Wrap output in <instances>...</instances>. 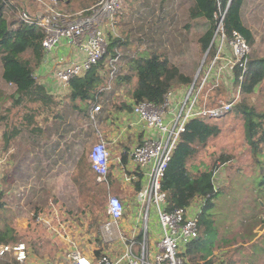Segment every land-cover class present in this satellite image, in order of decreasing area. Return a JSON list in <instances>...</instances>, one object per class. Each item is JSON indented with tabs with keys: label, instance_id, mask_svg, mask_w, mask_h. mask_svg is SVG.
I'll list each match as a JSON object with an SVG mask.
<instances>
[{
	"label": "crops",
	"instance_id": "1",
	"mask_svg": "<svg viewBox=\"0 0 264 264\" xmlns=\"http://www.w3.org/2000/svg\"><path fill=\"white\" fill-rule=\"evenodd\" d=\"M70 56L71 53L53 55L56 59ZM54 68L55 62L51 61L44 71L37 73L35 81L45 88L51 103L34 105L37 109L33 113L34 117L30 116L32 135L26 132L28 126L24 119L21 124L14 123L5 136L0 133V160L3 161L1 191L7 190L6 195L14 199L23 198L25 192H34L32 188L38 191L43 188L47 197L53 198V201L49 199L47 210L34 218V224L44 228L43 235L49 238L51 250L45 251L44 247L29 249V264H69L68 254L72 251H79L88 258L106 254L116 259L124 252L130 238L136 243L141 239L137 238L143 229L142 214L135 199L138 192L136 186L140 188L141 183L126 181L127 177L136 175L128 155L134 146L151 133H148L145 123H140L131 114V94L121 101L114 100L117 94L109 96L113 91H106L99 96L96 102L101 111L92 122L90 113L93 108L89 101L72 100L69 97L70 90L58 95L52 93ZM37 71L38 68L35 69ZM123 104L129 108H120ZM100 139L105 142L110 153L109 174L103 183L96 180L90 169L89 152L83 153L90 143L92 146ZM243 143L246 151L233 163L237 167L233 174L238 183L242 182L240 200L243 206L249 208L247 215L237 221L225 222L221 228L214 215L210 214L205 221L200 215L199 236L196 239L200 248L194 250L192 244L188 246L212 264H264V173L258 170L252 158L245 140V128ZM98 188L105 194L107 192L121 199L126 213L113 229L111 239L106 238L101 227L102 237L90 244L91 236L85 234L87 224L82 228L81 225L76 227L75 223L96 220L89 208L94 205V201L89 194L87 198H82L79 192L92 193ZM3 195L0 194V197ZM68 207L71 208L68 210ZM74 208L75 213L71 211ZM106 221L105 209L102 225ZM150 224L152 227H148V238L150 246L154 247L160 236L154 216ZM121 236L124 240H120Z\"/></svg>",
	"mask_w": 264,
	"mask_h": 264
},
{
	"label": "built area",
	"instance_id": "2",
	"mask_svg": "<svg viewBox=\"0 0 264 264\" xmlns=\"http://www.w3.org/2000/svg\"><path fill=\"white\" fill-rule=\"evenodd\" d=\"M32 1L37 11L20 9L16 17L20 23L42 31L44 56L33 78L36 80L38 72L44 71L51 61L55 62L51 91L58 95L70 90L71 80L83 77L104 59L108 37L117 36L116 18L122 0H96L89 8L74 13L68 12L61 0ZM224 18L225 12L220 13L218 18L215 15V28L206 50V54L211 52V55L202 61L195 81L188 88L177 92L169 90L159 106L145 101L133 102L131 106V114L140 123H145L148 133H151L134 146L128 155L136 175L127 177L126 181L141 183L135 197L142 214L140 241L136 243L130 238L126 249L116 259L106 254L88 258L79 251H72L68 254L69 264H187L185 253L188 246L198 239L199 218L207 198L198 197L185 208L167 212L162 180L188 124L194 120L211 123L226 117L232 111L236 95L241 93V84L250 62V46L237 31L226 33ZM59 53L63 56L71 53V56L53 57ZM237 68L240 74L236 78ZM116 73L117 69L110 61L109 78H114ZM220 84L235 85L231 100L207 103L205 90L217 89ZM110 89L108 84L105 92H110ZM100 111L98 104L93 107L90 113L92 122ZM88 161L96 180L105 182L110 169V153L102 139L91 146ZM2 162L0 160V188ZM212 183L213 192H217L214 176ZM105 209L107 221L103 223L102 231L106 238L111 239L113 229L126 213V207L121 199L109 195ZM153 216L160 231L154 247L150 246L148 238V222ZM120 240L124 238L121 236ZM29 255V248L24 243L0 245V258L8 257L15 264H29Z\"/></svg>",
	"mask_w": 264,
	"mask_h": 264
},
{
	"label": "rangeland",
	"instance_id": "3",
	"mask_svg": "<svg viewBox=\"0 0 264 264\" xmlns=\"http://www.w3.org/2000/svg\"><path fill=\"white\" fill-rule=\"evenodd\" d=\"M16 1L18 10L37 11L32 0ZM94 2L72 0L66 10L71 13L82 11L89 8ZM192 5V0H122V7L116 18L117 36L115 38L108 37L107 51L111 49V52L105 59L106 74L109 79L106 85L109 84L110 91H113L111 97L117 94L114 100L121 101V99L130 97L137 84V79L133 76L129 83H124L114 91L117 88L116 76L122 77L128 72L130 59L146 58L154 50L168 58L170 63L178 68L184 76L191 78L189 85L175 86L171 90L177 92L180 89L188 88L195 81L202 61L209 58L211 52L206 54L207 51L201 50L199 41L207 32L208 23L203 19H190L189 9ZM220 13L222 14V12L217 13V18ZM15 19V16H10L9 21ZM242 20L255 38V43L250 45V59L264 58V0H244ZM26 56L28 58V55ZM110 61H113V66L117 69V73L112 79L109 78ZM1 73L0 65V133L5 135L14 126V123L21 124L24 119L28 126L26 132L28 135H32L30 116L34 117L33 113L37 108H34V104H29L25 99L21 105H15L14 88L3 83ZM234 90L235 85L220 84L217 89H206L204 95L207 103L229 101ZM240 106L254 109L255 112H264V83H261L252 94L245 95L241 92L236 95L234 106L229 115L219 121L209 123L218 127L220 134L216 138L210 139L205 147L199 149L188 165L192 174L213 170L218 194L213 199L211 206L204 210L202 219L205 221L209 219L210 214L214 215L220 228L225 222L242 219L249 211L247 205L243 206L242 200H240L243 191L240 189L242 182L238 183L236 175L233 174V171H237V167L233 163L243 151H246L243 143L244 121L240 113ZM1 142L2 139H0ZM90 146L84 149L83 153L87 154ZM4 187L6 188V186ZM1 189L2 187L0 191ZM32 189L34 192H25L23 198L14 197L13 199L6 194L0 197L2 204L0 218L7 220L8 229H12L18 239L17 242L9 243H24L31 250L44 247L45 251H50L52 246L50 240L44 237V228L34 224V218L38 213L47 210L49 199L53 201V198H48V194L43 188L39 191L37 188ZM79 194L82 198H87V194H89V197H93L94 201V205L92 204L89 208L96 220L75 223V226L81 225L82 228L87 224L85 234L88 233L91 236V244L102 237L101 220L105 214V204L109 195L107 192L105 194L101 188L93 190L92 193L80 190ZM243 199L245 198L243 197ZM63 208L65 209V207ZM78 210L81 212L79 208ZM71 211L75 213V208ZM150 222L151 218L148 222L149 228L152 227ZM47 236L49 235L47 234ZM39 239L40 241H38Z\"/></svg>",
	"mask_w": 264,
	"mask_h": 264
},
{
	"label": "trees",
	"instance_id": "4",
	"mask_svg": "<svg viewBox=\"0 0 264 264\" xmlns=\"http://www.w3.org/2000/svg\"><path fill=\"white\" fill-rule=\"evenodd\" d=\"M69 3L65 8H69ZM95 0H88L94 2ZM192 0L189 17L192 20L203 19L208 23L207 32L200 39L202 51L209 47L215 28V15L221 10L225 12L224 28L226 33L237 31L250 45L255 43L252 31L247 28L242 20V7L244 0ZM16 0H0V65L2 68L1 79L6 86L14 88L15 105H21L23 99L29 104L51 103L43 86L37 84L33 78L36 68L42 63L44 52L41 46L42 31L34 26L20 23L16 17L18 12ZM10 16L16 19L9 21ZM118 41V39H116ZM111 52L108 49L106 56ZM28 55V58L27 56ZM106 56L83 77L69 82L72 100L89 101L93 108L97 105L96 99L105 93L108 76L106 74ZM127 73L122 77L116 76L117 87L129 83L133 76L137 79L135 90L131 93L134 103L149 102L161 105L169 90L175 86L189 85L191 78L184 76L178 68L173 66L168 58L151 51L146 58L130 59ZM121 71V69H120ZM236 78L240 70H235ZM264 83V58L250 59L248 71L241 84V92L245 95L252 94L254 90ZM110 93L109 96H111ZM129 108L124 104L120 108ZM240 113L244 120L245 140L250 148L252 158L258 170L264 173V112H255L254 109L240 106ZM220 129L215 125L201 120L191 121L186 131L181 135L180 142L162 180V191L166 193V211L173 212L185 208L198 198H207L204 210L211 206L217 192H213V170L190 173L189 163L194 159L199 149L205 147L210 139L216 138ZM5 136V135H4ZM5 182V181H4ZM136 190H139L136 186ZM4 190L0 194H6ZM2 204L0 203V210ZM139 236L137 239H140ZM17 237L12 229H8L7 220L0 218V245L17 242ZM194 250H199L200 243H192ZM191 251L185 253L187 264H212ZM203 257V256H202ZM0 264H15L8 257L0 258Z\"/></svg>",
	"mask_w": 264,
	"mask_h": 264
},
{
	"label": "water",
	"instance_id": "5",
	"mask_svg": "<svg viewBox=\"0 0 264 264\" xmlns=\"http://www.w3.org/2000/svg\"><path fill=\"white\" fill-rule=\"evenodd\" d=\"M62 2H64L66 5L69 3V0H61ZM231 0L229 1L230 4Z\"/></svg>",
	"mask_w": 264,
	"mask_h": 264
}]
</instances>
